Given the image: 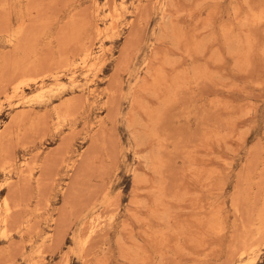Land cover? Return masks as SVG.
Returning <instances> with one entry per match:
<instances>
[{
    "label": "rangeland",
    "instance_id": "rangeland-1",
    "mask_svg": "<svg viewBox=\"0 0 264 264\" xmlns=\"http://www.w3.org/2000/svg\"><path fill=\"white\" fill-rule=\"evenodd\" d=\"M0 105V264H264V0H0Z\"/></svg>",
    "mask_w": 264,
    "mask_h": 264
},
{
    "label": "bare ground",
    "instance_id": "bare-ground-1",
    "mask_svg": "<svg viewBox=\"0 0 264 264\" xmlns=\"http://www.w3.org/2000/svg\"><path fill=\"white\" fill-rule=\"evenodd\" d=\"M108 3V2H107ZM111 10V9H110ZM110 14V13H109ZM111 15V14H110ZM114 15V14H113ZM113 17V16H112ZM111 20H112V18H111ZM112 22V21H111ZM116 22V21H115ZM104 24V23H103ZM110 24H112V23H110ZM115 25V24H114ZM107 27V26H106ZM106 29V28H105ZM17 31V30H16ZM19 33V32H18ZM17 33V34H18ZM99 33V32H98ZM12 35V34H11ZM17 36V35H16ZM95 36V35H94ZM86 49V48H85ZM65 66V65H64ZM22 75H23V73H22ZM88 75V74H87ZM24 77V76H23ZM20 79V78H19ZM17 84V83H16ZM14 88H15V85L13 86ZM18 89V88H17ZM19 92V91H18ZM1 106V105H0ZM56 106V105H55ZM26 169V168H25ZM9 204V203H8ZM6 206V205H5ZM7 206H9V205H7ZM4 207V206H3ZM8 208V207H7ZM7 211V210H6ZM5 211V212H6ZM9 215V214H8ZM4 220H5V218H4ZM88 227V226H87ZM86 228V227H85ZM8 229V228H7ZM91 232V231H90ZM4 233V232H3ZM83 236V235H82ZM248 245V244H247ZM244 246V245H243ZM250 247H251V245H250ZM243 249H245V248H243ZM248 249H249V247H248ZM247 250V249H246ZM242 251H244V250H242ZM242 257V256H241Z\"/></svg>",
    "mask_w": 264,
    "mask_h": 264
}]
</instances>
